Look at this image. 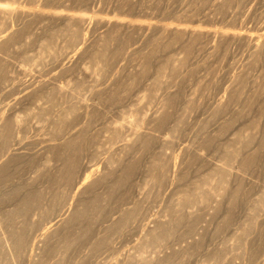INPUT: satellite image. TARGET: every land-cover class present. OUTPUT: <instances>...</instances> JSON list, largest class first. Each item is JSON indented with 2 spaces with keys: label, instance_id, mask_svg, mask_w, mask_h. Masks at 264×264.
<instances>
[{
  "label": "rangeland",
  "instance_id": "obj_1",
  "mask_svg": "<svg viewBox=\"0 0 264 264\" xmlns=\"http://www.w3.org/2000/svg\"><path fill=\"white\" fill-rule=\"evenodd\" d=\"M0 9V264H264V0Z\"/></svg>",
  "mask_w": 264,
  "mask_h": 264
},
{
  "label": "bare ground",
  "instance_id": "obj_2",
  "mask_svg": "<svg viewBox=\"0 0 264 264\" xmlns=\"http://www.w3.org/2000/svg\"><path fill=\"white\" fill-rule=\"evenodd\" d=\"M8 6H9L8 11H11L10 14L12 15V12H14V7H13L12 5H10V4H9ZM0 10H1V9H0ZM20 10H22V9H20ZM5 12H6V11H5ZM11 15H10V16H11ZM2 16H3V15H2ZM12 18H13V17H12ZM4 19H5V17H4ZM9 22H10V21H9ZM27 22H28V21H27ZM1 23H2V22H1ZM5 23H6V22H5ZM7 24H8V23H7ZM80 24H81V23H80ZM73 25H74V24H73ZM11 26H12V25H11ZM72 27H73V26H72ZM72 27H71V28H72ZM68 28H69V27H68ZM71 28H70V29H71ZM78 28H79V27H77V29H78ZM179 29H180V28H179ZM179 29L177 28L176 32L178 31V32H180V34L183 33V32L185 31V30H179ZM16 30H17V29H16ZM68 30H69V29H68ZM78 30H79V29H78ZM109 30H110V29H109ZM109 30H108V31H109ZM111 30H112V29H111ZM73 31H74V30H73ZM181 31H183V32H181ZM14 32H15V31H14ZM75 32H76V29H75ZM186 32H187V31H186ZM196 32H197L196 30H193V31H192V33H194V34H195ZM11 33H12V32H11ZM72 33H73V32H72ZM78 33H79V32H78ZM244 33H245V32H244ZM75 34H76V33H75ZM183 34H184V33H183ZM244 35H245V34H244ZM9 36H11V35L8 34V35H6V36H3V37L1 38L2 41H3V40H6ZM73 36H74V35H73ZM77 36H78L79 39L83 38V40H84V38H85V34L83 33L82 29H81L79 35L77 34ZM170 36H171V35H170ZM233 36L238 38V37H240V36H243V33L235 32V33L233 34ZM247 36H249V35H247ZM9 38H10V37H9ZM48 38H49V37H48ZM174 38H176V36H175ZM179 38H180V37H179ZM72 39H73V38H72ZM75 39H76V38H74V40H72V42L75 41ZM44 40H46V39H44ZM52 40H53V39H52ZM52 40H50V41H52ZM83 40H82V41H83ZM193 40H194V39H193ZM191 41H192V40H191ZM194 41H195V40H194ZM0 42H1V40H0ZM3 42H5V41H3ZM46 42H47V40H46ZM77 42H79V41H77ZM80 42H81V41H80ZM84 42H85V41H84ZM175 42H176V41H175ZM51 43H52V42H51ZM51 43H50V44H51ZM82 43H83V42H82ZM172 43H173V42H172ZM43 44H44V43H43ZM167 44H168V43H167ZM44 45H46V44H44ZM69 45H70V44H69ZM77 45H78V43H76V46H77ZM258 45H259V44H258ZM258 45H257V46H258ZM263 45H264V44H263ZM46 46H47V47L45 48V50H44V49L42 50V51H43V52H42L43 54L41 53V56H42V55H45V54H48V53H49V55H50V54H54V56H60V55H61V54L58 53V51H57V52L54 51V53H52V52H51V49H50V47H49L50 45H49V46L46 45ZM51 46H52V45H51ZM70 46H72V45H70ZM83 46H84V45H83ZM90 46H91V45H90ZM85 47H86V44H85ZM91 47H93V46H91ZM51 48H52V47H51ZM189 48H190V47H189ZM257 48H259V47H257ZM261 48H262V47H261ZM83 49H85V48H83ZM83 49H82V50H83ZM96 49L98 50V48H96ZM59 50L63 51L64 49H63V50H62V49H59ZM85 50H86V49H85ZM89 50H90V49H89ZM91 50H92V49H91ZM93 50H94V49H93ZM2 51H3V50H2ZM61 51H60V52H61ZM65 51H66V50H65ZM93 52H94V51H93ZM98 53H99V52H98ZM64 54H65V53H64ZM92 54H93V53H92ZM100 54H101V53H100ZM45 56H46V55H45ZM61 56H62V55H61ZM61 56L59 57L60 59H61ZM63 57H65V56H63ZM75 57H76V55H75V56H72L71 58L74 59ZM48 58H49V57H48ZM58 61H59V60H58ZM62 61H63V60H62ZM71 61H72V60H71ZM71 61H70V63H71ZM73 61H74V60H73ZM73 61H72V63H73ZM42 62H43V61H42ZM46 63H47V62H46ZM70 65H71V64H70ZM70 65H69V64L67 65V64L65 63L63 66L66 68V67H69ZM0 67H1V66H0ZM30 80H31V79H30ZM33 82H34V81H33ZM46 82H47V81H46ZM43 83H44V82H43ZM43 83H42V85H43ZM36 89H37V88H36ZM47 89H48V88H47ZM47 89H46V90H47ZM33 94H34V93H33ZM48 97H49V96H48ZM67 97H68V96H67ZM73 99H74V98H73ZM167 99H168V98H167ZM68 100H69V99H68ZM62 103H63V102H62ZM73 103H74V102H73ZM63 104H64V103H63ZM222 104H223V103H222ZM72 105H73V104H72ZM220 105H221V104H220ZM55 107H57V106H55ZM68 107H69V106H68ZM73 107H74V106H73ZM10 108H11V107H10ZM71 108H72V107H71ZM74 109H75V107H74ZM165 109H166V108H165ZM67 110H69V109H67ZM65 112H66V111H65ZM58 113H59V112H58ZM63 113H64V112H63ZM4 117H5V116H4ZM154 117H155V116H154ZM6 118H7V117H6ZM6 118H5V119H6ZM57 118H58V117H57ZM62 118H63V117H62ZM62 118H60V119H62ZM58 119H59V118H58ZM157 119H158V118H157ZM0 120H1V119H0ZM153 120H154V119H153ZM3 121H4V120H3ZM7 121H8V120H7ZM56 121H57V120H56ZM62 121H64V120H61V122H62ZM5 123H6V122H5ZM139 123H140V122H139ZM135 124H136V122H135ZM1 125H2V124H1ZM16 125H17V124H16ZM2 128H3V127H2ZM9 128H11V127H9ZM5 131H6V130H5ZM5 131H4V132H5ZM1 133H3V132L1 131ZM1 133H0V134H1ZM9 133H12V132H9ZM144 134H145V133H144ZM4 135H5V134H4ZM2 137H3V136H2ZM6 139H7V138H6ZM81 139H82V138H81ZM135 139H136V138H135ZM9 140H10V137H9ZM66 140H67V139H66ZM72 140H73V139H72ZM134 141H135V140H134ZM134 141H133V142H134ZM77 142H78V141H77ZM136 143L138 144V142H136ZM143 143H145V142H143ZM143 143H142V144H143ZM5 144H6V143H5ZM67 144H68V143H67ZM140 144H141V143H140ZM132 145H133V144H132ZM143 145H144V144H143ZM138 146H139V145H138ZM1 147H2V146H1ZM5 148H6V147H5ZM9 148H10V147H9ZM3 149H4V148H3ZM3 149H2V150H3ZM6 149H7V148H6ZM4 150H5V149H4ZM144 150H145V149H144ZM5 151H6V150H5ZM15 154H16V153H15ZM11 156H12V154H11ZM65 159H66V158H65ZM2 165H3V164H2ZM63 166H64V165H63ZM0 168H1V167H0ZM70 169H71V168H70ZM61 171H62V170H61ZM154 171H155V170H154ZM89 172H90V171H89ZM95 174H96V173H95ZM98 175H99V174H98ZM88 177H89V176H88ZM91 177H92V176H91ZM96 177L99 178V176H96ZM220 177H221V176H220ZM92 179H93V178H92ZM94 179H95V178H94ZM217 181H218V179H216V182H217ZM226 181H227V180H226ZM88 182H89V181H88ZM94 182H95V181H94ZM218 182H219V181H218ZM85 184L87 185V181H84L82 185H85ZM87 186H88V185H87ZM87 186L85 187V189L87 188ZM91 186H92V185H91ZM81 188H82V187H81ZM90 188H91V187H90ZM82 189H84V188H82ZM225 189H226V188H225ZM217 190H218V189H217ZM82 191H83V190H82ZM86 194H87V193H86ZM216 195H217V194H216ZM222 195H223V194H222ZM36 196H37V194H36ZM42 196H43V195H42ZM79 196H80V195H79ZM82 196H83V195H82ZM38 197H40V196L38 195ZM28 198H29V196H28ZM31 198H32V197H31ZM45 199H46V197H45ZM45 199H44V200H45ZM29 200H30V199H29ZM32 201H33V200H32ZM28 202H31V201H28ZM34 202H35V201H34ZM83 202H84V201H83ZM25 203H26V202H25ZM41 203H42V202H41ZM21 204H22V202H21ZM29 204H30V203H29ZM29 204H27V205H29ZM34 204H35V203H34ZM81 205H82V204H81ZM83 206H84V204H83ZM33 207H34V206H33ZM72 207H73V206H72ZM92 207H93V206H92ZM75 208H77V207L75 206ZM75 208H73V209H75ZM81 208H82V207H81ZM83 208H84V207H83ZM26 209H27V208H26ZM77 209H79V208H77ZM92 210H93V209H92ZM18 211H19V209H18ZM70 211H71V210H70ZM80 211H81V210H80ZM85 211H87V210H85ZM21 212H23V211H21ZM78 212H79V211H78ZM77 214H78V213H77ZM80 215H81V214H80ZM129 215H130V214H129ZM17 216H18V215H17ZM59 216H60V215H59ZM59 216H58V217H59ZM83 216H84V215H83ZM133 216H134V215H133ZM42 217H44V216H42ZM46 217H48V216H46ZM53 217H54V216H53ZM58 217H56V218H58ZM71 217H72V216H71ZM124 217H125V216H124ZM129 217H130V216H129ZM129 217L127 216V218H129ZM51 218H52V217H51ZM65 219H66V217H61L60 219H58V220H56V221H53V223L51 224V226H49L48 228H47V226H46L47 229H46V231H44V235H48V234H50V233H51V234H55L56 232H58V229L60 230V226H61L62 224H64V223H63L64 221H66ZM71 219H72V218H71ZM2 220H3V218H2ZM2 220H0V221H2ZM45 220L47 221V218H46ZM49 220H50V219H49ZM54 220H55V219H54ZM68 220H69V219H68ZM120 220H121V219H120ZM6 221H7V220H6ZM16 221H17V220H16ZM70 221H71V220H70ZM121 221H122V220H121ZM166 221H167V220H166ZM172 221H173V220H172ZM172 221H171V222H172ZM8 222H9V221H8ZM127 222H128V221H127ZM71 223H72V222H71ZM119 223H121V222H119ZM124 223H125V222H124ZM167 223H168V222H167ZM172 223H173V222H172ZM155 224H156V223H155ZM3 225H4V224H3ZM7 225H8V224H7ZM122 225H123V224H122ZM17 226H18V225H17ZM116 226H117V225H116ZM116 226H115V227H116ZM154 226H155V225H154ZM156 226H157V225H156ZM158 226H159V224H158ZM160 226H161V225H160ZM160 226H159V227H160ZM171 226H172V225H171ZM3 227H4V226H3ZM5 227H6V226H5ZM119 227H120V226H119ZM1 228H2V227H1ZM7 228H8V227H7ZM15 228H16V227H15ZM156 228H157V227H156ZM156 228L154 227V229H151L150 232L148 231L149 234H147L146 236H148L150 239L152 238L153 235L156 236V235H155V234H156V230H157ZM3 229H4V228H3ZM8 229H9V228H8ZM115 229H117V228H115ZM118 229H119V228H118ZM162 229H163V228H162ZM5 230H6V229H5ZM10 230H11V229H10ZM10 230H9V231H10ZM1 231H2V230H1ZM13 231H14V230H13ZM10 232H11V231H10ZM59 232H60V231H59ZM65 232H66V231H65ZM79 232H80V231H79ZM3 233H4V232H3ZM15 233H16V232H15ZM109 233H110V232H109ZM112 233H113V231H112ZM162 233H163V232H161V234H162ZM0 234L2 235V232H1ZM16 234H17V233H16ZM11 235H12V234H11ZM55 235H56V234H55ZM57 235H58V234H57ZM157 235H158V234H157ZM5 236H6V235H5ZM154 236H153V237H154ZM161 236H162V235H161ZM161 236H158V237L161 238ZM15 237H17V236H15ZM15 237H14V238H15ZM44 237H46V236H44ZM52 237H53V236H52ZM61 238H62V236H61ZM1 239L3 240V238H1ZM10 239H11V238H9V241H10ZM46 239H47V238H46ZM6 240H7V239H6ZM17 240H18V239H17ZM41 240H42V239H41ZM73 240H74V239H73ZM146 240H147V238H146ZM11 241H12V240H11ZM7 242H8V240H7ZM19 242H20V241H19ZM47 242H48V241H47ZM55 242H56V241H55ZM101 242H102V241H101ZM144 242H145V241H144ZM152 242H153V241H152ZM155 242H156V241H155ZM10 243H11V242H10ZM15 243H16V239H15ZM15 243L13 242V245H14ZM17 243H18V242H17ZM53 243H54V242H53ZM7 244H8V243H7ZM49 244H50V243H49ZM95 244H96V242H95ZM11 245H12V244H11ZM11 245H10V246H11ZM42 245H43V244H42ZM61 245H62V242H61ZM0 246H1V245H0ZM20 246H21V244H20ZM95 246H96V245H95ZM97 246H98V245H97ZM148 246H149V244H148ZM11 247H12V246H11ZM11 247H10V248H11ZM3 248H4V247H3ZM15 248H16V247H15ZM66 248H67V247H66ZM8 249H9V248H8ZM12 249H13V248H12ZM49 249H50V248H49ZM60 249H61V248H60ZM60 249H59V250H60ZM68 249H69V248H68ZM57 250H58V249H57ZM64 250H65V249H64ZM70 250H71V249H70ZM70 250H69V251H70ZM0 251H1V248H0ZM7 251L9 252V250H7ZM11 251H12V250H10V252H11ZM16 251H17V248H16ZM12 252H13V251H12ZM42 252H43V251H42ZM6 253H7V252H6ZM44 254H45V253H44ZM67 254H68V251H67ZM184 254H185V253H184ZM17 255H18V254H17ZM50 256H51V255H50ZM169 256H170V255H169ZM3 257H4V256H3ZM5 258H6V257H5ZM65 258H66V257H65ZM151 258H152V257H151ZM164 258H165V257H164ZM6 259H7V258H6ZM152 259H153V258H152ZM7 260L9 261V259H7ZM10 261H11V260H10ZM166 261H168V260H166ZM170 262H171V261H170ZM6 263H7V262H6ZM10 263H11V262H10ZM55 263H56V262H55ZM4 264H5V263H4ZM144 264H145V263H144ZM162 264H163V263H162Z\"/></svg>",
  "mask_w": 264,
  "mask_h": 264
}]
</instances>
